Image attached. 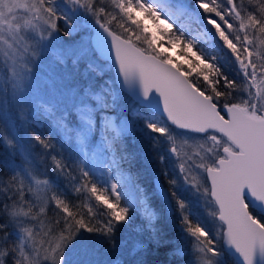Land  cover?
<instances>
[{
    "label": "snow or ice",
    "instance_id": "1",
    "mask_svg": "<svg viewBox=\"0 0 264 264\" xmlns=\"http://www.w3.org/2000/svg\"><path fill=\"white\" fill-rule=\"evenodd\" d=\"M0 264H264V0H0Z\"/></svg>",
    "mask_w": 264,
    "mask_h": 264
}]
</instances>
